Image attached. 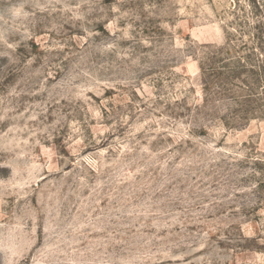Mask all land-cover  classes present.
I'll use <instances>...</instances> for the list:
<instances>
[{
  "label": "rangeland",
  "instance_id": "374dc122",
  "mask_svg": "<svg viewBox=\"0 0 264 264\" xmlns=\"http://www.w3.org/2000/svg\"><path fill=\"white\" fill-rule=\"evenodd\" d=\"M0 264H264V0H0Z\"/></svg>",
  "mask_w": 264,
  "mask_h": 264
},
{
  "label": "clouds",
  "instance_id": "9594fccd",
  "mask_svg": "<svg viewBox=\"0 0 264 264\" xmlns=\"http://www.w3.org/2000/svg\"><path fill=\"white\" fill-rule=\"evenodd\" d=\"M16 14H18V12Z\"/></svg>",
  "mask_w": 264,
  "mask_h": 264
}]
</instances>
